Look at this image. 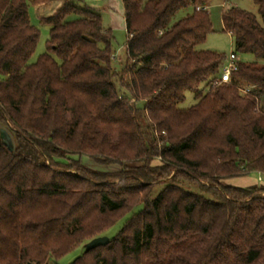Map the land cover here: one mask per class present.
<instances>
[{"label":"trees","instance_id":"trees-1","mask_svg":"<svg viewBox=\"0 0 264 264\" xmlns=\"http://www.w3.org/2000/svg\"><path fill=\"white\" fill-rule=\"evenodd\" d=\"M51 1L0 0V264L59 260L139 206L70 264H264V189L224 182L264 175V0H252L261 20L222 13L235 53L254 58L230 83H219L225 55L197 49L213 32L211 0H121L124 60L101 14L64 0L41 18L47 51L32 62L29 8Z\"/></svg>","mask_w":264,"mask_h":264},{"label":"rangeland","instance_id":"rangeland-1","mask_svg":"<svg viewBox=\"0 0 264 264\" xmlns=\"http://www.w3.org/2000/svg\"><path fill=\"white\" fill-rule=\"evenodd\" d=\"M109 0H84L83 5H87L90 8L96 9L102 16L103 25L106 28H110L114 35L113 41V50L115 52L116 58H121L124 60L126 58V42H127V32L124 27V22L121 19V8L120 4L117 7L107 8ZM117 1V0H116ZM229 6H237L242 10L253 13L257 15L258 19L261 20L260 15L258 13V8L252 0H211L208 8V12L210 13L213 32L207 36L206 41L198 46V50H210L216 51L218 53L225 55L224 63L228 62V57L231 53H235L234 51V42L230 34L224 31L223 22H222V13ZM183 13L179 14L181 17ZM29 16L31 23L39 30L40 38L36 48V51L31 59L32 62H35L38 57L47 51V40L50 33V26L41 22V18L39 17V9L37 5H30L29 8ZM74 19V17H71ZM236 54V53H235ZM238 60L243 61H254L252 56H240L236 54ZM243 90V89H242ZM121 93L128 95L127 92L121 91ZM196 104V99L193 93H187L186 99L183 104L180 105L183 109H189ZM138 107H143L144 102L138 101L136 102ZM141 123L149 133V135L153 134V129L151 127V122L148 120V117L144 114L141 116ZM165 134V132H163ZM68 158H72L74 160H78L80 164L85 166L86 168L102 173L115 174L121 171V166L118 163H102L93 159L88 155H74L69 156ZM64 161V160H62ZM154 165H159L160 160L155 159L153 162ZM73 174H76L77 171L73 170ZM108 182H113L115 185H118L119 180H108ZM225 183L229 185H233L236 187H258L260 189H264V175L260 173H253L252 175L244 176V177H235L229 180H225ZM116 188V187H114ZM113 188V189H114ZM160 188V187H158ZM264 196V193H262ZM142 209V206H139L134 209L132 213L126 214L124 217L120 218L110 229L105 231L104 236L108 238H113L119 230L126 224V222L131 218L133 214H136ZM121 215V213H120ZM88 240H84L82 243L78 245L76 249H74L71 253L66 255L65 257L59 260H49L47 264H70L76 258L81 256L85 251V244H87Z\"/></svg>","mask_w":264,"mask_h":264},{"label":"crops","instance_id":"crops-1","mask_svg":"<svg viewBox=\"0 0 264 264\" xmlns=\"http://www.w3.org/2000/svg\"><path fill=\"white\" fill-rule=\"evenodd\" d=\"M64 3V0H53L51 2L48 3H44V4H40L37 5L38 9H39V17H48L53 15ZM118 4H120V8H121V15H122V20L124 22V27L126 29V25H125V19H124V11H123V6H122V2L121 0H109L108 1V5L106 6L107 8L111 7H117ZM94 9V8H93ZM96 10V9H95Z\"/></svg>","mask_w":264,"mask_h":264},{"label":"built area","instance_id":"built-area-1","mask_svg":"<svg viewBox=\"0 0 264 264\" xmlns=\"http://www.w3.org/2000/svg\"><path fill=\"white\" fill-rule=\"evenodd\" d=\"M200 9V8H198ZM237 55L235 53H231L228 57V62L224 63L221 68V76L219 79V83H230L231 82V73L236 70L237 66ZM249 89H244L243 92H248Z\"/></svg>","mask_w":264,"mask_h":264},{"label":"water","instance_id":"water-1","mask_svg":"<svg viewBox=\"0 0 264 264\" xmlns=\"http://www.w3.org/2000/svg\"><path fill=\"white\" fill-rule=\"evenodd\" d=\"M1 132L3 134L5 141H6V144L12 149L11 137L9 136V134L4 129H1ZM109 242H110V238H108L106 236L97 237V238L92 239L87 244H85V250L89 251L91 249H95V248L100 247V246H105ZM29 264H31V263H29Z\"/></svg>","mask_w":264,"mask_h":264}]
</instances>
